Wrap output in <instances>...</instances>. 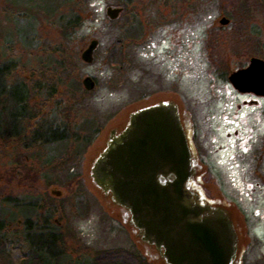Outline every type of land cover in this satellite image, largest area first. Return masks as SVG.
Returning a JSON list of instances; mask_svg holds the SVG:
<instances>
[{"label":"rangeland","instance_id":"374dc122","mask_svg":"<svg viewBox=\"0 0 264 264\" xmlns=\"http://www.w3.org/2000/svg\"><path fill=\"white\" fill-rule=\"evenodd\" d=\"M16 1L0 0V63H6L4 52L11 41L13 55L22 63L14 77L22 79L39 55L45 56L60 42L62 25L55 24L56 17L48 10L63 1ZM83 1L59 4L58 12L71 7L80 13L84 7L83 22L75 25L83 39L75 75L83 85L87 75L96 72V89L84 99L90 109L77 110L86 108L78 116L89 110L102 129L70 176L63 167L40 172L34 150L19 148L15 139L0 138V230L14 240L6 244L14 264H24L23 257L35 250L25 239L28 217L33 226H45V216L58 235L52 237L57 264H78L99 250L118 247L140 254L150 264H168L154 244L142 239L129 211L92 178L94 156L112 135L111 129L160 99L179 105L195 158L192 189L232 217L238 233L234 264H264V97L245 95L229 80L252 57L264 59V0H177L176 6L175 0H127L128 7L119 0ZM108 6L123 7L116 20L108 16ZM20 7L38 16L31 30L38 32V40L28 49L18 38V27L26 21L18 22L11 14ZM132 8L144 33L126 46L125 65L116 69L108 63L107 52L123 34L122 23ZM224 16L230 19L225 25L220 22ZM94 38L99 40L96 58L86 63L81 53ZM52 172L53 179L44 176ZM18 202L20 210L15 208ZM16 214L21 221L14 220Z\"/></svg>","mask_w":264,"mask_h":264},{"label":"water","instance_id":"95a60500","mask_svg":"<svg viewBox=\"0 0 264 264\" xmlns=\"http://www.w3.org/2000/svg\"><path fill=\"white\" fill-rule=\"evenodd\" d=\"M122 10L108 6L107 14L116 20ZM98 42L92 39L83 50L86 63L93 61ZM229 80L241 92L264 97V59L252 57ZM185 131L177 102L159 101L134 111L119 138L96 158L92 178L130 212L131 224L168 264H234L235 224L226 209L207 204L189 184L196 169Z\"/></svg>","mask_w":264,"mask_h":264},{"label":"trees","instance_id":"16d2710c","mask_svg":"<svg viewBox=\"0 0 264 264\" xmlns=\"http://www.w3.org/2000/svg\"><path fill=\"white\" fill-rule=\"evenodd\" d=\"M54 1L56 3V0ZM62 1L61 4H54L48 10L56 17L54 18L55 24L62 25L60 27L61 40L55 43L50 50H46L45 56L39 55L35 64L32 63V59L28 60V63L33 65L29 77L22 79L14 77L16 67L21 66L22 63L16 54L13 55L11 41L7 45L6 49L10 50L4 52L6 63H0V138L15 139L19 142V148L26 151L34 150L35 159L40 162V167L35 168L40 172L43 168L55 171L63 167L69 170L68 175L70 176L72 168L78 164L83 156L81 154L86 153L102 126L95 115H90L89 110L82 116H78L79 112L86 111V108L90 109L88 101H84L90 91L83 87L81 80L75 75L80 43L83 40L77 34L79 31L76 30L75 25L83 22L84 7L80 13L71 7L66 11L58 12L60 5L73 0ZM87 1L83 2L88 3ZM119 1L128 7L127 0ZM210 1L216 3L219 0ZM11 14L18 22L26 21L24 27H18V38L25 45L24 47L32 46L38 40L37 31L31 34V30H35L34 24L38 16L32 17V13L21 7L17 12L12 11ZM141 23L138 13L133 8L130 9L128 17L122 23L124 24L121 27L123 34L117 38L107 52L110 61L108 63L113 68H122L125 65V58L128 57L126 46L134 42V39L141 38L144 33ZM23 70L25 71L26 67ZM116 81L111 82L114 84ZM64 86L71 88V93L62 91ZM66 95H71L74 100L67 98ZM81 106L86 108L77 110ZM55 174V172L45 173L44 176L51 180ZM13 241L0 230V264H14V258L6 245ZM52 242H54L53 239ZM53 245L54 243L51 244L50 240L42 245L33 243L35 250H31V253L23 257L24 264H57L59 253ZM78 264L150 263L140 254L137 255L129 249L118 247L117 249L99 250L94 256L80 260Z\"/></svg>","mask_w":264,"mask_h":264},{"label":"flooded vegetation","instance_id":"af4514ba","mask_svg":"<svg viewBox=\"0 0 264 264\" xmlns=\"http://www.w3.org/2000/svg\"><path fill=\"white\" fill-rule=\"evenodd\" d=\"M169 3H170V1H169ZM176 4H177V2L175 1H173V5L174 6H176ZM94 39H96V38H94ZM94 59L96 58V49L94 50ZM81 55H82V53H81ZM82 58V57H81ZM93 59V60H94ZM88 76V75H87ZM88 77H90L91 79H92V81H90V82H88V83H86V78L83 80V85H84V88L85 89H87L88 91H91L92 89H96V72H95V75H93V76H88ZM90 85H92L93 87H89ZM239 91V90H238ZM241 92V91H240ZM241 93H245V95H253V96H255L256 94H254V93H252V92H241ZM258 96V95H257ZM161 100H163V99H160V101ZM147 106H149V105H147ZM141 108H143V107H141ZM140 109V108H139ZM138 110V109H137ZM179 111H180V109H179ZM181 114V113H180ZM131 116V115H130ZM127 124H128V120H127V122L126 123H124V124H122V125H119V127L117 126V127H114V129H111V132H112V135L111 136H109V138L108 139H106V143H105V145L104 146H102V147H100L99 149H98V151L96 152V154H95V158H97V156H99L100 154H102V152H103V150L107 147V145H108V143L109 142H111V141H113V140H115L116 138H119V136H120V134L123 132V130L126 128V126H127ZM116 128V129H115ZM99 133L100 132H98V133H96V136H95V139H94V141H96V139L99 137ZM110 138H111V140H110ZM94 141H93V143H94ZM93 157V158H94ZM92 159V158H91ZM26 207H28V205H25ZM15 208H18L19 210H20V208H21V204L18 202L17 204H16V206H15ZM36 218H38L37 216H35ZM14 220L16 221V220H18V221H21L20 220V217L18 216V214H16L15 215V218H14ZM33 221L31 220V217L29 218L28 217V219H27V222L26 223H28V227H27V233H26V235H25V239H28L31 243H29L30 245L32 244L33 245V243H37V244H43V243H45V242H49V240H50V243L51 244H53L52 243V237L53 236H57L58 237V235L56 234V233H54L53 231H52V228H51V226H50V224H49V222L50 221H48V219H47V216H45V218H44V224H45V226L43 225V226H33V223H32ZM18 232V230L16 231V233ZM53 232V233H52ZM56 239V238H55ZM61 239H63V236H61ZM31 245V246H32Z\"/></svg>","mask_w":264,"mask_h":264},{"label":"snow or ice","instance_id":"6c2138e0","mask_svg":"<svg viewBox=\"0 0 264 264\" xmlns=\"http://www.w3.org/2000/svg\"><path fill=\"white\" fill-rule=\"evenodd\" d=\"M246 143V142H245ZM241 147L243 148V150L245 151V152H247L248 151V148L247 147H244V145L242 144L241 145ZM249 187H251V185H249Z\"/></svg>","mask_w":264,"mask_h":264},{"label":"bare ground","instance_id":"6f19581e","mask_svg":"<svg viewBox=\"0 0 264 264\" xmlns=\"http://www.w3.org/2000/svg\"><path fill=\"white\" fill-rule=\"evenodd\" d=\"M193 187H195V186L193 185Z\"/></svg>","mask_w":264,"mask_h":264}]
</instances>
